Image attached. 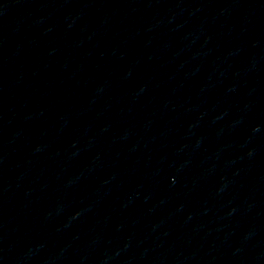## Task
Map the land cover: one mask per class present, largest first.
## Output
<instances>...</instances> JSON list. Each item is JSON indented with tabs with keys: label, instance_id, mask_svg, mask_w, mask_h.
<instances>
[{
	"label": "water",
	"instance_id": "water-1",
	"mask_svg": "<svg viewBox=\"0 0 264 264\" xmlns=\"http://www.w3.org/2000/svg\"><path fill=\"white\" fill-rule=\"evenodd\" d=\"M0 264H264V0H0Z\"/></svg>",
	"mask_w": 264,
	"mask_h": 264
}]
</instances>
